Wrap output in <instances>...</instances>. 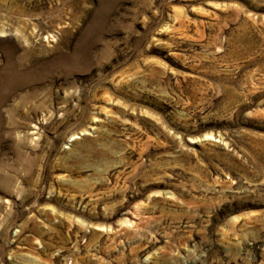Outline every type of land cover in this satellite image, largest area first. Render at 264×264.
<instances>
[{"label": "rangeland", "instance_id": "1", "mask_svg": "<svg viewBox=\"0 0 264 264\" xmlns=\"http://www.w3.org/2000/svg\"><path fill=\"white\" fill-rule=\"evenodd\" d=\"M0 264H264V0H0Z\"/></svg>", "mask_w": 264, "mask_h": 264}]
</instances>
